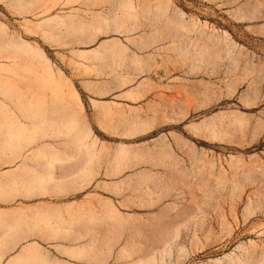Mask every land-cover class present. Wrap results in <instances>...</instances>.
<instances>
[{"label": "rangeland", "instance_id": "374dc122", "mask_svg": "<svg viewBox=\"0 0 264 264\" xmlns=\"http://www.w3.org/2000/svg\"><path fill=\"white\" fill-rule=\"evenodd\" d=\"M166 1L0 0V264H264V0Z\"/></svg>", "mask_w": 264, "mask_h": 264}, {"label": "crops", "instance_id": "0c3cea01", "mask_svg": "<svg viewBox=\"0 0 264 264\" xmlns=\"http://www.w3.org/2000/svg\"><path fill=\"white\" fill-rule=\"evenodd\" d=\"M157 2H162V0H157ZM168 0L165 2V4H168ZM121 6L123 7V12H122V16L120 17L119 20L113 19V21H120L123 22L127 19V13L124 11V9H131L132 5L130 2H125L124 5L121 4ZM165 13V12H164ZM93 17L97 18L96 15H93ZM181 15L177 12H173L172 14H170L167 17V20L163 21V23L158 24L157 22L155 23H150L148 26V30L147 33L152 34L151 36H155L157 38H164V37H172L175 38L176 36H180L181 35V29H183V25H181ZM98 19V18H97ZM121 23H119V25L116 28H119L121 31L122 29H125L124 26H120ZM99 27H102V24H97L96 26H91L90 21H88V23L84 22V24H81L79 26V30H81V32H85L87 34H90V31H93L92 29H98ZM132 31V29H129ZM122 33V32H119ZM107 49V46L104 45H99V47L96 50H93L94 53H104V51ZM118 49H121V47L119 46ZM139 49V48H138ZM106 51H110L109 49H107ZM118 51L115 48H113V52ZM160 52H152L153 55H157ZM135 59L133 58L134 61H136L137 64L140 63V59L141 56L137 53H135ZM125 56V55H124ZM124 56H122L124 58ZM61 112V114H60ZM58 112V114L55 116V122L61 126H66L68 127L69 131H72V127H80V118L78 117V115H76V118L73 116V114H70L68 112L67 109H64L62 111ZM77 132H83L86 133L85 131H83L82 129H76ZM92 144L90 145H84L85 147H87L85 150L88 151L87 153L90 155V151H89V147H91ZM82 156L81 158L83 159H88L90 156ZM75 157H68L67 159H73ZM68 164H71V162H69ZM72 165H65V167H62L60 169L63 170V173H56L55 176V180L54 181V187L55 189H59V190H64L65 189V185L64 184V180H66L70 175L75 174L79 168H72L70 167ZM55 170H57V168H55ZM54 218V217H53ZM43 220H49L52 219V217L48 216L45 218H42ZM82 235V234H80ZM34 249L33 246L28 247L27 249H23V252H17L15 255H12L11 258L6 259L5 262L3 264H17L19 262H21L22 260H24L25 257V253L28 251H32Z\"/></svg>", "mask_w": 264, "mask_h": 264}, {"label": "bare ground", "instance_id": "6f19581e", "mask_svg": "<svg viewBox=\"0 0 264 264\" xmlns=\"http://www.w3.org/2000/svg\"><path fill=\"white\" fill-rule=\"evenodd\" d=\"M118 25H119V24H115V25H114V28H115V27H117ZM205 55L207 56V55H208V53H206Z\"/></svg>", "mask_w": 264, "mask_h": 264}]
</instances>
